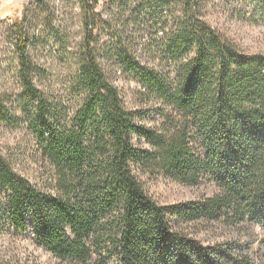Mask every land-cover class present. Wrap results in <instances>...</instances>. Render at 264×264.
Masks as SVG:
<instances>
[{
    "label": "trees",
    "instance_id": "16d2710c",
    "mask_svg": "<svg viewBox=\"0 0 264 264\" xmlns=\"http://www.w3.org/2000/svg\"><path fill=\"white\" fill-rule=\"evenodd\" d=\"M74 1L83 98L71 116L35 83L30 26L44 1L13 24L22 104L14 110L0 101V121L16 123L21 111L52 177L45 188L33 185L0 153V233L32 226L39 246L73 264H256L251 227L264 231V55L241 51L210 27L205 0H108L118 7L106 18L101 0ZM130 25L142 40L149 33L147 53L159 62H128L157 101L158 126L145 125L149 112L124 106L98 62L97 42ZM146 170L183 185L210 181L218 192L162 205L139 179ZM189 224L222 225L245 240L204 244Z\"/></svg>",
    "mask_w": 264,
    "mask_h": 264
},
{
    "label": "rangeland",
    "instance_id": "374dc122",
    "mask_svg": "<svg viewBox=\"0 0 264 264\" xmlns=\"http://www.w3.org/2000/svg\"><path fill=\"white\" fill-rule=\"evenodd\" d=\"M38 1L0 0V101L14 110L22 104L21 101L17 102L22 91L13 24L15 20L23 18L30 6L37 8ZM43 1L44 5L38 9L35 21L30 26L33 40L29 52L35 64V83L42 93L56 103L64 116H71L83 98L82 89L77 84V53L83 36L79 7L74 0ZM107 1H99V11L105 18L118 7L116 3L109 8V4L105 5ZM260 1L205 0L202 16L221 37L236 44L241 51L264 55V7L260 6ZM146 14L147 10H142V15ZM130 27L126 28L128 32L121 37L108 35L97 42L98 62L107 80L118 89L124 106L130 110L149 112L151 119L145 125L158 126L159 118L153 110L158 106L157 101L142 88L128 62H131L130 57L142 66H158L159 62L147 53L145 41L149 33L144 34L145 39L142 40ZM156 34L162 36L159 31ZM152 47L155 49V44ZM16 115L19 119L16 123L0 121V153L16 173L31 184L45 188L52 177V167L42 155L41 147L29 131L21 111L18 110ZM141 145L149 149L148 145ZM138 176L145 191L162 205L210 197L218 192L216 185L210 181L196 186L183 185L162 175H152L147 170L139 172ZM184 228L204 244L236 238L245 240V236L239 235L238 231L222 225L189 224ZM251 229L254 239L252 249L258 258L256 264H264V251L259 250L260 242L264 241V231L256 224ZM241 233L245 235L246 231ZM0 263L73 264L59 260L39 246L32 226L25 232L7 228L0 233Z\"/></svg>",
    "mask_w": 264,
    "mask_h": 264
}]
</instances>
